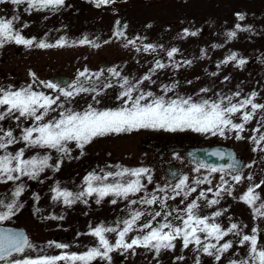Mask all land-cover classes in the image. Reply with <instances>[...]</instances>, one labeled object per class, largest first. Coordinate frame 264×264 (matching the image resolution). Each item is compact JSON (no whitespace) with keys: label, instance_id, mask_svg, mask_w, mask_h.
Instances as JSON below:
<instances>
[{"label":"snow or ice","instance_id":"snow-or-ice-1","mask_svg":"<svg viewBox=\"0 0 264 264\" xmlns=\"http://www.w3.org/2000/svg\"><path fill=\"white\" fill-rule=\"evenodd\" d=\"M88 2L100 8L111 6L116 0ZM0 5H11L17 10L22 8L23 13L30 16L33 12L57 13L66 7V2L0 0ZM235 15L238 21L245 20L243 14ZM21 20L19 13L11 18L0 17V49L10 44L25 49L101 47L87 35L71 42L61 36L54 43L26 38L22 33L29 24ZM127 27L120 20L115 21L112 36L122 42V47L136 53L158 55L162 52L167 62L153 55L152 65L138 78L124 75L119 67L95 72L84 67L77 69L71 80H42L29 70V82L24 85L0 84V189H7L0 190V223L10 221L23 208L21 198L27 181L44 183L41 177L46 171L59 172L65 160L84 156L86 146L98 138L141 130L190 131L205 138L247 140L254 145L253 152L264 153V103L257 102V92L246 97H241L238 91L209 96L212 90L201 88L196 94L197 99L176 94L175 84L157 85L160 71L191 66L192 61L176 60L179 53L176 47L165 49L163 45L144 43L147 37H127ZM246 31L251 32V28L237 23L226 37L232 40L238 32ZM197 35V31L184 29L178 38L183 40ZM113 38L104 40L103 44L112 43ZM206 55V50L202 49L199 58ZM246 63L233 52L217 67L233 64L239 68ZM226 81L227 76L222 83ZM153 85H157L160 94L151 90ZM110 89L115 91L114 106L99 107ZM81 100L84 105L78 109ZM253 122L255 126L249 128ZM70 145L79 149L78 156H72L74 149ZM189 155L193 164L191 174L173 171L170 173L172 179L163 184L154 181L148 167L128 168L120 164L93 169L83 177L76 192L62 189L57 183L50 189L53 202L71 207L76 203L88 205L89 200L98 206L107 201L113 206L123 204L120 209L123 215L111 224L89 225L87 232L78 233V236L91 237L94 241L84 251L69 252V245L50 241L48 247L60 250L53 256L29 255V252L44 249H37L23 232L0 228V264H113V253L136 256L137 249L152 253V259L156 260L164 251L174 252L177 242L181 252L189 250L195 254L194 264H202V257L212 258L213 264H223L225 259L228 264H264L261 230L253 227L250 232H245L247 226L233 222L230 216L229 224L223 226L219 218L228 209L216 207L225 196L237 199L234 190L247 181L246 190L238 197L239 202L251 210L254 220L264 221V180L254 183L251 175H244L245 166L231 152L209 151L201 157ZM212 157L228 163L217 165L210 162ZM149 185L153 187L149 188ZM34 198L39 200L38 196ZM202 208L216 210L202 215ZM46 219L62 220L63 216ZM230 235L235 240L226 239ZM236 248L244 249V255L236 252ZM184 260L182 255L175 256L173 264Z\"/></svg>","mask_w":264,"mask_h":264},{"label":"rangeland","instance_id":"rangeland-1","mask_svg":"<svg viewBox=\"0 0 264 264\" xmlns=\"http://www.w3.org/2000/svg\"><path fill=\"white\" fill-rule=\"evenodd\" d=\"M65 2L66 7L57 13L33 12L30 16L23 13L22 8L17 10L11 5H0V17L11 18L12 15L19 13L21 22L29 24L22 33L26 38L34 37L37 41L46 39L47 42L54 43L61 36L71 42L87 35L89 39L100 43L101 47L25 49L14 44L6 45L0 49V60L2 59L0 70L5 73V76L0 74V79L5 80L3 83L0 80V84H13L18 79L20 80L18 83L22 80L24 85L29 82V70L39 74V70L32 69L33 66L40 67L48 63L53 65L54 62H60L72 78L77 69L82 70L84 67L93 72L119 67L123 69V74L130 78L142 76L152 65L153 55L157 54L136 53L122 47V42L112 36L115 21L120 20L121 24L128 26L125 30L127 37H147L144 43L163 45L165 49L176 47L179 49L176 60L192 61L191 66L160 71L157 74V85L175 84L176 94L194 96L197 99L199 97L196 94L201 88L211 89L209 96L213 93L231 94L238 91L241 97H246L255 91L258 94L257 102L264 103V0H116L115 4L100 8H96L88 0H65ZM236 13L243 14L245 20L238 21ZM237 23L242 27H250L251 32H238L236 38L228 40L226 33L234 30ZM184 29L197 31L198 35L179 39L178 34ZM110 38H113L112 43L103 44L104 40ZM213 45L218 47L213 48ZM202 49L207 52L203 59L199 58ZM233 52L237 53L239 58H244L247 63L239 68L233 64L221 65L218 68L220 61ZM157 58L167 62V57L162 52ZM16 60L18 64H22L21 67L16 66ZM102 62H111V64L107 68H100ZM97 67L98 70H95ZM213 73L216 75H212ZM42 75H38L40 79ZM225 76L228 77V81L222 83ZM189 81L191 83H188ZM157 85H153L151 90L160 94ZM114 96L115 91L108 90V95L102 98L103 103L99 107L114 106ZM83 105L84 101L81 100L77 108ZM254 126L255 122L248 127ZM147 131L152 130L98 138L86 146L84 156L65 160L59 172L53 173L49 170L47 175L51 179H46L43 174L41 178L45 182L42 184L37 181H27L26 191L21 198L24 206L10 221L25 224L29 228H47L50 231L87 228L89 225L95 226L101 222L111 224L123 215L120 211L123 204L113 206L105 201L98 206L89 200L88 205L76 203L66 207L61 202L51 200L50 189L58 183L60 188L76 192L87 173L93 169L103 168L106 164H120L128 168L144 166L150 168L153 174L150 164L134 165L133 163V159L138 158L136 156L138 147L143 145L140 143V138ZM180 133L195 137L194 143L201 141L208 144L216 141L233 146L245 157L244 175H251L254 183L264 180V158H262L264 153L253 152L254 145L250 141H234L221 137L205 138L190 131L168 134L174 136ZM70 147L74 149L73 145ZM78 155L79 149H74L72 156ZM249 164L252 166L246 167ZM183 173L191 174L190 171ZM247 184L248 182L245 181L236 187L233 195L237 199L225 196L221 204L216 206L218 209H228L219 220L226 227L230 216L233 222L247 226L244 228L245 232L258 227L264 234V221L254 220L251 210L239 202L238 197L246 190ZM152 187L149 185V188ZM0 190L7 191L6 188ZM35 196H38L39 200H36ZM46 198L51 200L50 204L46 203ZM49 206H51V214L46 212ZM214 210L216 209L202 208L201 214L208 215ZM50 216H63V219H46ZM226 239L235 240V237L230 235ZM235 251L243 256L245 250L236 248ZM137 253L136 256H121L113 253V264H173L174 257L180 255L184 256L185 260L178 264H194L195 254L189 250L181 252L179 242L174 252L164 251L156 260L152 259V253H146L143 249H137ZM205 262L213 264L210 257H202V264ZM223 264H228L227 259Z\"/></svg>","mask_w":264,"mask_h":264},{"label":"flooded vegetation","instance_id":"flooded-vegetation-1","mask_svg":"<svg viewBox=\"0 0 264 264\" xmlns=\"http://www.w3.org/2000/svg\"><path fill=\"white\" fill-rule=\"evenodd\" d=\"M16 63V66L21 67L22 64H18V60H16ZM110 64L111 62H102L100 68H107V66H110ZM32 69L39 70V76L43 74L42 80L61 82L64 81L65 77H67V80L72 79L70 74H68L60 62H54L53 65L49 63L46 65L42 64L40 67L33 66ZM95 70H98V67L95 68ZM0 74L5 76V73H3L2 69L0 70ZM12 74L14 75V73ZM0 80L2 83L5 82L3 78ZM19 81L20 80L16 79L13 84L15 86H21L22 80L21 83H18ZM194 140L195 137L185 133H180L173 136L162 131L144 132L140 138V143L143 145L138 147L139 150L136 154L138 158L133 159V163H135L134 165H142L143 163L148 165L150 164V166L153 168L154 181L156 183L163 184L165 180L172 179L170 176L171 172L175 171L178 174H182L184 171H190V169L193 167V164H191L185 157L186 149L206 144L201 141L194 143ZM213 142L215 141H211L210 143ZM30 154L31 153H29V155ZM238 155H240L245 160L243 155L239 153ZM177 156L179 159L176 158ZM48 171L45 173L46 179L48 177ZM46 199V203L50 204L51 200L49 198ZM46 212L49 214L52 213L51 206L46 209ZM0 225L10 226L14 228L15 231L23 232L29 238V240L37 246V249H44L42 252H29L28 254L32 256H53L59 254V249L47 246L50 241L69 245V248L67 249L69 252H81L94 244V241L91 237L78 236V233L87 232L89 227H76L72 229L68 228L64 231H50L47 228H29L25 224H16L13 221H5L0 223Z\"/></svg>","mask_w":264,"mask_h":264},{"label":"water","instance_id":"water-1","mask_svg":"<svg viewBox=\"0 0 264 264\" xmlns=\"http://www.w3.org/2000/svg\"><path fill=\"white\" fill-rule=\"evenodd\" d=\"M65 80H67L66 77L64 78V81ZM209 151H222L225 153L231 152L241 162V165L243 166V159L236 155V152L234 151L232 147L227 146L225 144H212L211 146L204 145L201 147H194V148L186 149L185 156L191 162L192 156L189 155L190 153L194 154L196 157H201L204 153H207ZM210 162H214L217 165H221V164L226 165L228 163V161L226 160H217L215 157H212ZM0 228L13 229L12 227H4V226H0Z\"/></svg>","mask_w":264,"mask_h":264}]
</instances>
